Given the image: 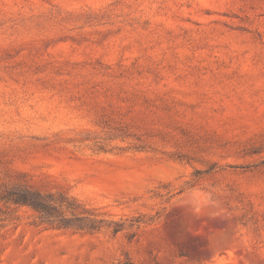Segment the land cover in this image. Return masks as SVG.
Wrapping results in <instances>:
<instances>
[{
    "label": "rangeland",
    "instance_id": "374dc122",
    "mask_svg": "<svg viewBox=\"0 0 264 264\" xmlns=\"http://www.w3.org/2000/svg\"><path fill=\"white\" fill-rule=\"evenodd\" d=\"M0 264H264V0H0Z\"/></svg>",
    "mask_w": 264,
    "mask_h": 264
},
{
    "label": "trees",
    "instance_id": "16d2710c",
    "mask_svg": "<svg viewBox=\"0 0 264 264\" xmlns=\"http://www.w3.org/2000/svg\"><path fill=\"white\" fill-rule=\"evenodd\" d=\"M28 203L32 207H34L37 211H46V206L43 205L41 202H24Z\"/></svg>",
    "mask_w": 264,
    "mask_h": 264
}]
</instances>
